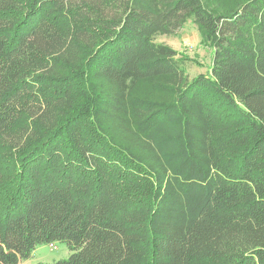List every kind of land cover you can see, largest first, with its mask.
<instances>
[{
  "label": "trees",
  "instance_id": "1",
  "mask_svg": "<svg viewBox=\"0 0 264 264\" xmlns=\"http://www.w3.org/2000/svg\"><path fill=\"white\" fill-rule=\"evenodd\" d=\"M188 22L192 78L154 40ZM53 242L35 264H264V0H0V263Z\"/></svg>",
  "mask_w": 264,
  "mask_h": 264
},
{
  "label": "rangeland",
  "instance_id": "2",
  "mask_svg": "<svg viewBox=\"0 0 264 264\" xmlns=\"http://www.w3.org/2000/svg\"><path fill=\"white\" fill-rule=\"evenodd\" d=\"M154 40L170 46L177 52V57L184 58L189 78L208 71L211 64V47L208 43L201 41L198 28L192 25L191 22H188L174 35L157 34ZM70 254L71 251L66 243L53 242L37 246L30 257L20 263H53L68 258Z\"/></svg>",
  "mask_w": 264,
  "mask_h": 264
}]
</instances>
